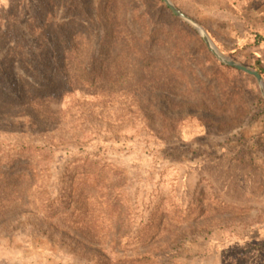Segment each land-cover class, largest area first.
I'll use <instances>...</instances> for the list:
<instances>
[{
	"label": "rangeland",
	"instance_id": "rangeland-1",
	"mask_svg": "<svg viewBox=\"0 0 264 264\" xmlns=\"http://www.w3.org/2000/svg\"><path fill=\"white\" fill-rule=\"evenodd\" d=\"M12 1L0 0V14ZM119 1L124 2L129 25L137 34L153 38L151 34L168 36V31H175L168 16L157 21L153 10L160 7L154 0ZM100 2L62 0L59 18L82 20L93 36L100 32L97 28H105L104 22L95 18ZM172 2L206 29L226 57L262 72L264 80V0H253L251 9L239 0ZM36 6V1L27 0L20 20L26 21ZM190 47L198 59L193 68L206 66L210 72L217 71L206 44L192 41ZM153 54L172 61L175 57L160 44L153 46ZM177 66L186 74L190 65ZM220 73L217 78L229 86L226 94L218 79L199 76L189 87L139 98L108 99V105L92 99L68 110L74 104L56 103L53 110H63L57 129L31 126L6 109L0 115V170L14 160L18 144L43 145L59 137L68 142L83 131L81 123L73 121L84 112L87 127L83 129L88 136L76 146L88 145L85 149L89 152L104 154L126 170L123 192L127 214L137 222L149 218L155 225L166 216L167 221L158 229L161 236L152 244L162 255L168 254L160 262L264 264V143L259 138L264 137V96L256 77L244 72ZM152 107L163 114L155 113ZM149 121L156 124L158 135L150 132ZM165 123L179 127L172 134L164 133L161 125ZM66 156L58 155L48 175L51 179L38 182L35 197L43 200L46 187L55 193ZM217 200L237 211L222 209ZM77 201L78 197L67 213L54 218L44 216L33 199L0 209V264H101L107 258H119L118 252L124 249L131 251L132 247H123L124 240L120 245L116 239L128 232L120 224L114 231L116 238L94 236L92 222L84 227L76 225L85 211L100 212L91 202L80 206ZM75 209L79 212L74 213ZM113 214L110 218L118 220ZM180 215L186 217L182 223ZM174 240V250H167V244Z\"/></svg>",
	"mask_w": 264,
	"mask_h": 264
},
{
	"label": "trees",
	"instance_id": "trees-1",
	"mask_svg": "<svg viewBox=\"0 0 264 264\" xmlns=\"http://www.w3.org/2000/svg\"><path fill=\"white\" fill-rule=\"evenodd\" d=\"M31 1H36L37 6L30 17L25 18L26 21L22 22L20 17L27 0H13L7 10L0 14V115L7 109L13 112L14 117L27 120L31 126L41 128L43 124L57 129L63 110H53L52 106L56 103L74 104L69 105L68 110L76 107V104H89L88 101L92 99L108 105V99L124 96L139 98L157 92H172L185 85L189 87L199 76L218 79L222 92L226 94L229 86L222 83L223 78H217L220 72H243L219 62L209 49L217 71L210 72L206 66H201V70L193 68V62L198 59L191 50L190 42L205 43L163 0H154L160 8L153 10V13L157 15L158 22L163 19L162 16H168L171 20L169 26L177 31H168V36L151 34L155 35L153 38L139 35L131 28L124 2L119 0H101L95 18L104 22L105 28H97L100 32H95L93 36L87 25L81 23L82 20H65L64 16L59 18L62 0ZM131 16L133 18L132 13ZM155 44L169 50L175 56L174 61L153 54ZM182 63L190 65L186 74L182 66H177ZM102 104L99 106L103 107ZM82 116L84 112L73 123L80 122L83 131L71 136L66 143L59 137L42 142L43 145L23 143L14 148V160L6 162L5 170H0V209L5 210L14 203L33 199L44 216L54 218L67 213L78 197L80 206H87L91 202L100 212L85 211V216L74 222L76 225L84 227L92 222L96 231L94 236L105 238H116L114 231L119 224L128 230L124 236L116 239L120 245L124 240L123 247H132L131 251L124 249L118 252L121 254L119 258H107L101 264H165L159 259L168 254L162 255L159 248H153L152 244L160 238L158 229L167 221L166 216L157 225L149 218H142L139 222L134 218L132 220L131 214L125 210L123 190L126 182L123 177L126 170L104 154L89 152L85 149L88 145L76 146L83 137L88 136V131L83 129L87 125ZM155 126L149 121L147 127L156 136L158 131ZM161 126L164 133L170 131L172 134L179 124L165 123ZM259 138L264 143V137ZM60 153L67 156L56 183L57 189L55 193H50L47 187L43 188L44 199L41 200L34 196L39 190L38 182H43L51 174V165ZM48 178L51 179L50 176ZM85 185L88 191L83 189ZM216 202L226 211H237L224 201ZM78 212V209L74 210V213ZM113 212L117 214L116 221L110 218ZM101 215L102 220L98 217ZM177 217H180V223L186 218L181 215ZM99 223H103V226ZM135 224L137 226L132 230L131 226ZM173 244H176V240L167 244L166 249L174 250Z\"/></svg>",
	"mask_w": 264,
	"mask_h": 264
},
{
	"label": "water",
	"instance_id": "water-1",
	"mask_svg": "<svg viewBox=\"0 0 264 264\" xmlns=\"http://www.w3.org/2000/svg\"><path fill=\"white\" fill-rule=\"evenodd\" d=\"M166 6L170 8V10L182 21L186 22L187 24L191 25L198 33L200 34L201 38L204 40L205 44L209 48V50L212 52V54L223 64L232 66L237 68L240 71H243L249 75H252L256 77L258 84L260 86V89L262 91V94L264 96V80L261 76V74L253 70L241 63H238L228 57H226L215 45L213 40L211 39L210 35L204 29L198 22H196L194 19H192L190 16L186 15L184 12H182L173 2L172 0H163Z\"/></svg>",
	"mask_w": 264,
	"mask_h": 264
},
{
	"label": "crops",
	"instance_id": "crops-1",
	"mask_svg": "<svg viewBox=\"0 0 264 264\" xmlns=\"http://www.w3.org/2000/svg\"><path fill=\"white\" fill-rule=\"evenodd\" d=\"M230 2L232 1V2H236L237 0H229ZM239 2H243L245 5H246V7H248L249 9H251L250 7L252 6V2H253V0H239ZM253 10V9H252Z\"/></svg>",
	"mask_w": 264,
	"mask_h": 264
}]
</instances>
